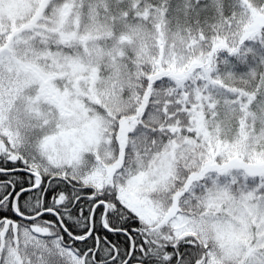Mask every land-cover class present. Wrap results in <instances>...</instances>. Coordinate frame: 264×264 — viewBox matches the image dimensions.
I'll return each instance as SVG.
<instances>
[{
  "label": "snow or ice",
  "instance_id": "snow-or-ice-1",
  "mask_svg": "<svg viewBox=\"0 0 264 264\" xmlns=\"http://www.w3.org/2000/svg\"><path fill=\"white\" fill-rule=\"evenodd\" d=\"M0 264H264V0H0Z\"/></svg>",
  "mask_w": 264,
  "mask_h": 264
}]
</instances>
